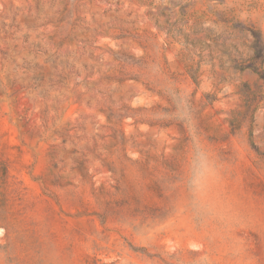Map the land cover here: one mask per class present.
<instances>
[{
    "label": "rangeland",
    "instance_id": "rangeland-1",
    "mask_svg": "<svg viewBox=\"0 0 264 264\" xmlns=\"http://www.w3.org/2000/svg\"><path fill=\"white\" fill-rule=\"evenodd\" d=\"M0 264H264V0H0Z\"/></svg>",
    "mask_w": 264,
    "mask_h": 264
},
{
    "label": "clouds",
    "instance_id": "clouds-1",
    "mask_svg": "<svg viewBox=\"0 0 264 264\" xmlns=\"http://www.w3.org/2000/svg\"><path fill=\"white\" fill-rule=\"evenodd\" d=\"M195 152H196V157L194 160V164L203 167L207 161L206 154L199 147H195Z\"/></svg>",
    "mask_w": 264,
    "mask_h": 264
}]
</instances>
